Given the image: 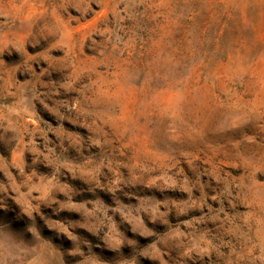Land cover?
<instances>
[{"label": "rangeland", "instance_id": "374dc122", "mask_svg": "<svg viewBox=\"0 0 264 264\" xmlns=\"http://www.w3.org/2000/svg\"><path fill=\"white\" fill-rule=\"evenodd\" d=\"M0 264H264V0H0Z\"/></svg>", "mask_w": 264, "mask_h": 264}]
</instances>
